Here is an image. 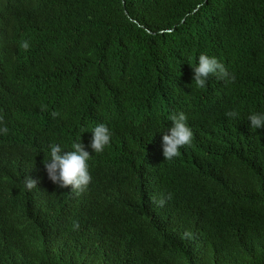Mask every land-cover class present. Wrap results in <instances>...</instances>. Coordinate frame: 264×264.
<instances>
[{
	"label": "trees",
	"instance_id": "16d2710c",
	"mask_svg": "<svg viewBox=\"0 0 264 264\" xmlns=\"http://www.w3.org/2000/svg\"><path fill=\"white\" fill-rule=\"evenodd\" d=\"M201 53L236 81L197 88ZM181 111L193 140L166 160ZM257 111L264 0H0V264H264ZM99 123L92 182L59 187L50 146H87Z\"/></svg>",
	"mask_w": 264,
	"mask_h": 264
},
{
	"label": "clouds",
	"instance_id": "9594fccd",
	"mask_svg": "<svg viewBox=\"0 0 264 264\" xmlns=\"http://www.w3.org/2000/svg\"><path fill=\"white\" fill-rule=\"evenodd\" d=\"M23 48H29V42L23 43ZM190 63L192 64L191 60ZM194 83L197 88L204 89L207 86L210 77L233 83L236 81V75L229 71L223 62L215 55L201 53L198 56V63L193 67ZM229 117H239L238 110H232L226 113ZM247 119L251 122L253 130L264 128V112H252ZM172 126L163 135V155L166 160H172L181 154V148L191 145L194 132L189 124V118L184 112L173 113L170 116ZM7 127L0 128V133L7 134ZM92 139L89 145H85L81 138L71 144L70 150L63 144L55 143L50 146L47 156L44 160V166L51 181L61 188L72 187V190L83 191L93 180L90 161L92 153L87 150L88 147L96 154L103 153L110 145L113 132L107 124H96L92 130ZM24 186L27 190L36 187L37 181L30 176L24 178ZM166 200L159 201L163 206ZM78 227V225H77ZM191 233L186 232L184 237H190Z\"/></svg>",
	"mask_w": 264,
	"mask_h": 264
}]
</instances>
